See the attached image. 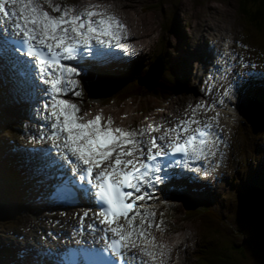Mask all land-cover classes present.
Returning <instances> with one entry per match:
<instances>
[{
  "label": "snow or ice",
  "instance_id": "1",
  "mask_svg": "<svg viewBox=\"0 0 264 264\" xmlns=\"http://www.w3.org/2000/svg\"><path fill=\"white\" fill-rule=\"evenodd\" d=\"M94 9L79 10L56 0H0V50L14 58V67L35 68V79L43 85L41 101L33 107L42 123L33 139L51 143L47 166L58 169L56 191L96 206L91 217L89 211L84 213L78 231L100 233L102 247L95 254L105 264H148L165 255L156 251L160 246L150 231L159 230L162 222L154 221L155 213L140 211L138 202L153 199L152 189L186 172L208 176V168L193 163L215 156L222 138L213 123L196 118V109L192 118L160 136L150 135L159 132L158 127L113 128L112 119L104 124L101 115L85 120L87 113L81 114L78 104L65 98L81 97L75 78L81 70L65 61H102L113 49L130 48L122 42L127 26L115 15ZM224 95L234 99L232 85ZM224 103L214 101L207 110ZM218 117L219 112L211 118L216 125ZM146 134L148 140L143 139ZM89 218L93 223L85 226Z\"/></svg>",
  "mask_w": 264,
  "mask_h": 264
},
{
  "label": "rangeland",
  "instance_id": "2",
  "mask_svg": "<svg viewBox=\"0 0 264 264\" xmlns=\"http://www.w3.org/2000/svg\"><path fill=\"white\" fill-rule=\"evenodd\" d=\"M240 3L242 5L241 0H138L136 3V11L139 12L140 14L146 13L148 17L145 16L146 20L145 19L144 20L146 24L150 23V25L148 26L149 29L145 28L147 37L148 38L151 37L149 38L150 42L147 43L146 41H144L145 44L147 43L149 45V54L145 52H141L142 57L140 58V60L136 59V61H133L132 65L129 66L130 71L137 70L136 73L130 79H126L124 77V73L118 71L117 73L112 74L113 80L114 81L122 80L124 82L125 81L130 82L133 79V77H135L136 75H139V72L142 70L144 66L147 67L149 65L151 66L153 65L152 68H154V66H157V68L153 70L155 73L160 74L161 77L158 80H156L155 79L156 75L154 73L152 74V71L149 69V73H150L149 75L152 74V76H150L148 79L141 80L140 83L142 85L140 88L145 89V87L147 85L150 86L154 80H156L154 81V83L158 85L160 81L162 80L161 84L168 83L169 85L167 86H170V87L172 86L171 88L169 87L167 89V92H169V94L171 93L169 101L167 103H171L178 96V94H180L181 90L179 88L184 83H183L182 70L180 68L178 61L175 59L176 57L173 58L172 62L168 63L167 62L168 60L166 59L167 54L172 53L174 56H177V52L174 51L173 48H176L175 50H177L178 52L183 47L184 49L185 48L187 49L186 37L187 38L191 37L190 34L191 32L195 33V31L193 30H195L196 27L203 26L202 29L205 28L208 30L206 33L208 35L209 30L211 28L217 27L221 25L225 20H227L229 26H233L237 30V32L241 31V25H242L241 18H244L245 15L244 16L241 15L240 17V11L244 12L242 8L238 9ZM176 9H178V11H176ZM135 17L136 16H134V18ZM202 17L203 19H205V23H201ZM175 18H178L179 20H181L180 27L182 28L181 31L185 32L184 34L178 33L180 32V30L176 29L175 27V24H174ZM145 22L143 21L144 24ZM262 23H264V18L262 20ZM139 24H140V21H139ZM140 30L144 31L143 27H140ZM256 30L260 31L262 30V28L261 29L256 28ZM218 31L219 29L217 30V33ZM259 36L264 38V34L259 33ZM156 43L159 44L160 48H162L163 44H165V48L160 50L164 54V57L161 56L159 57V60L151 61L150 59L152 57V53L155 50ZM260 50L264 52L263 48H261ZM157 55L158 53H155L154 57ZM157 62L158 64H156ZM168 67L170 68L169 71H167ZM162 71H163V74H162ZM197 72L200 73V71H197ZM166 73H168L169 76L166 75ZM165 75H166V78H165ZM188 78L189 77L186 76V80H188ZM3 83L4 82H0V90L5 87ZM196 87L197 86L195 87L193 86L194 89H197ZM96 88L98 90H101L102 84L98 82L96 84ZM190 91H193V90H190ZM141 94L142 93H140L141 98L139 97L138 102L126 100L121 103L119 102L121 100L119 101L116 100L113 94H107L105 97L106 100L104 99L102 102L103 108L105 107V110L106 109L107 110L103 112L106 115L107 111L108 112L113 111L115 113V117H114V114H112L113 115L112 121H114L116 117H119L121 120H123L124 115H119V114H122L123 111H126V110H129L130 112H132L133 115L135 116L137 115V117H140L138 119L143 120V115L146 109L144 108V106L142 108L136 107V106H139L138 103L142 101L143 99L144 101L149 103V105L156 106L159 102L158 100H155L152 98L153 95H150V94L141 95ZM107 100L115 101V102H111L108 104L106 103ZM185 102H186V99H185ZM185 102L182 107H185ZM167 105L168 104H166L165 106ZM0 106H3L4 108L6 107L5 109H7L11 113V116L13 117V119L9 120L10 123H16L15 121H18L17 120L18 112L15 110L18 106L8 105L5 101H1ZM169 106L170 105H168L167 107ZM133 108L138 109L139 114L138 112H134ZM5 109L0 107V113L4 111ZM116 111H118V114L116 113ZM157 115H158V112H157ZM21 118H23V116ZM0 120L2 121L4 120V118L0 117ZM231 122L235 123L233 120ZM18 123L20 127H22L24 124L21 119ZM122 123L124 124V122ZM247 123H250V121ZM1 126L2 127H0V129H3L5 127V124H1ZM27 126L28 128L30 127L28 124L27 125L25 124V127ZM114 126L118 127V124H115ZM0 136H1L0 156L3 152L1 145H5V151H7L8 153L10 150L14 149V144L15 145L21 144L17 140V138H15L13 135L11 134L6 135L5 131H3V133L0 132ZM3 139H5V141ZM10 141H13L14 144H10L11 143ZM240 143L242 145L241 141ZM263 144L264 142L260 143L259 146H256V145L254 146L256 147V154L254 156L250 153L245 152L246 155H251L253 157L252 164L249 165L248 170L252 174H255L257 177L261 176V178L264 177V175H261L262 173L264 174V150L261 149V146ZM24 147L25 146H23L22 148ZM246 147L247 146L245 145L244 147L240 149H245ZM7 153L4 154L3 163L0 164V173L2 172L1 168L3 169V167L6 169L7 172L13 170L12 166L10 165L12 164L14 159L11 158L9 155H7ZM241 163H242L241 161L238 162V166H240ZM241 169H242L241 174H239L236 170H233V169L229 170V175L234 176L235 180L229 183H224L223 185L224 188H222V186L219 188L221 192L225 191V189L226 191H229L230 189L232 191L233 189H235L236 186H237L236 188H240L241 184H240L239 178L242 177V175H244L246 172L243 166H241ZM14 170H17V168H15ZM14 170H13V173H15ZM262 183L264 184V179L262 180ZM219 190H217L216 192L215 201L218 204H222V202L220 201V198L223 196L218 197L220 196ZM242 196L244 197V195L241 194L240 192V199ZM217 197L219 199H217ZM237 199H238V196H237ZM261 200L262 199L259 193L256 192L255 195L250 194L248 197L249 204H247L243 200V206L241 208L242 214L233 213L231 217L225 218L224 221L219 220L223 230L219 229L217 231V233L219 234L217 235L214 233L215 229L212 228V226L209 225L207 221H202L200 219L199 220L192 219L191 221H186L181 224L180 218L178 217V219H176L175 221V226L179 225L181 227L182 225L186 224L190 226L191 229L193 230L189 234V239H190L189 244L191 247L189 248L191 249L193 253V257H192L193 264H199L194 259V253L196 252L198 246H203V245H204L203 260H200L201 264H224V263L225 264H255V263L261 264L260 262L261 260L258 261L257 254H256L257 251H259L260 249H262V247H264V201H261ZM25 213L26 212H22V216ZM219 215L222 218L226 217L225 214L222 212H219ZM202 228H203L205 240L201 239L200 233H201ZM48 231L50 230H47L45 233L47 234ZM5 232H6V240L8 243V247H10L11 251L13 252L12 256H11V253H9V255L11 256L10 260H14L16 264H26L27 263L26 259L24 260L19 259V254H18L19 252L21 253L22 251L26 249V241L21 238H18L16 240V238L13 237L14 235L9 236L10 230H5ZM186 233L188 232L183 231V234H186ZM0 236H1V233H0ZM210 240L211 242H209ZM212 241H213V245L215 246L219 242L218 245H220L219 247L220 249L217 252L213 251L215 247L212 246ZM206 243L209 245L208 246L205 245ZM28 247L31 250H33L31 240L28 243ZM262 250H264V248ZM3 254L4 253L2 252L0 256H2Z\"/></svg>",
  "mask_w": 264,
  "mask_h": 264
},
{
  "label": "bare ground",
  "instance_id": "3",
  "mask_svg": "<svg viewBox=\"0 0 264 264\" xmlns=\"http://www.w3.org/2000/svg\"><path fill=\"white\" fill-rule=\"evenodd\" d=\"M98 1H99V3H98L99 6L101 8H103V9H106L104 11L108 12V14L115 15L116 17L119 18L120 21L123 22L124 25L127 26L126 39L129 40L128 44L130 45V50H131L132 56L134 57V61H136V59L140 60V58L142 57L141 52H145V53L149 54V45L147 43L150 42L149 38H151V37H149V38L147 37V35H146L147 33L145 32V28L149 29L148 26L150 25V23L146 24V22H145L146 17H148L146 15V13H141L140 14L139 12L136 11V3H137L138 0H98ZM178 9H176V11H178ZM134 16H136V17L134 18ZM141 18L145 22L146 26L143 23V21L141 20ZM139 21H140V24H139ZM180 21L181 20H179L178 18H175V23L174 24H175L176 29L180 30V32H178V33L184 34L185 32L181 31L182 28L180 27ZM201 23H205V19H203V17H202ZM138 24H139V26H138ZM140 27H143L144 31L140 30ZM202 27H196V29L193 30V31H195V33L191 32V34L189 33L191 35V37H189V38L186 37V43H187V49L188 50L186 48L184 49V47H183L178 52L177 50H175L176 48H173L174 51L177 52V56H174L172 53H168L167 57H166V59L168 60L167 61L168 63L172 62L173 58L176 57L175 59L178 61L179 65H180V68L182 70V76H183V83L184 84L181 85V83H180V85L182 87V88L181 87L179 88L181 90L180 94H178V96L171 103H167L168 101L167 102L158 101L159 103L156 106H153V105H149V103H147L146 101H144L142 99V101H140L138 103L139 106H136V107L142 108L144 106V108L147 110V111L145 110V112H147V113L150 112L149 115H151V116H155V113L158 112V109H161L162 107L165 108L166 110L169 109V110H172L173 112L180 113L181 111H184L186 109L185 107L183 108L182 106H183V104L185 102V99H186V102H187V100H188V98L190 96V93H192V92L200 93L199 91H197V89L199 88L198 87V81L200 82V84H204L203 81L201 80V78H203L205 76V71H204V67L201 66V65H198V69L195 70L194 69L195 66H196L195 64H197V63H195L193 60L196 58V55H197L198 51L205 52V53L207 52L208 53L207 62L210 63V59L212 57H211V50L208 47L209 46L212 47L211 44L213 43V41H212L213 40V36L216 35V34L219 35V33H217L218 29H219L218 32H220L221 30H226L230 26L227 25L226 21H224L221 25L211 28L209 30L208 35L206 34L208 30L205 29V28L202 29ZM184 31H185V29H184ZM141 35H143V36H141ZM226 39H227V37H225L224 35L221 36V38L219 39L220 47H223L224 42L226 41ZM144 41H146L147 43L145 44ZM4 61H7V58H6V55L4 53H2L1 60H0L1 65H3ZM117 61H119V60H117ZM203 61H205V59ZM120 62H121V60H120ZM158 62L156 64H158ZM132 63L127 65V64H125V62H122L120 65L115 66V70L113 71V73H117L118 71H120V72L124 73V77L126 79H130L137 71V70L130 71L129 66H131ZM184 66H185V68H184ZM0 68H2L4 70L9 69V68L3 67V66H0ZM155 68H157V66H154L153 69H155ZM169 70H170V68L168 67L167 71H169ZM197 71H200V73H198ZM9 72H10V70H9ZM146 73L150 74L149 73V69H146ZM162 74H163V71H162ZM2 75H4V74L2 73ZM166 75H168V73H166ZM166 75H165V78H166ZM99 76H102V75H99ZM186 76L189 77L188 80H186ZM28 77H27V75L22 74L21 76H18V80L20 82L24 81V83H26V85H28V87H32L31 84L33 85V83H31V78L29 80ZM160 77H161L160 74H158L155 77V79L158 80ZM156 80H154V81H156ZM196 80H198V81H196ZM0 81L4 82L1 77H0ZM14 81H16V80H14ZM120 81H122V80H120ZM154 81L151 84V86H153V87H149V85H147V87L151 88V91L155 90L154 87L156 86V84L154 83ZM7 82L10 85H8V87L6 89H9L11 87V85H13V82L10 83L11 80L10 79H6V81L4 83H7ZM122 82L124 83V81H122ZM91 83H93V81H91ZM193 86L194 87L197 86L196 87L197 89H194ZM112 87L113 86L111 85L110 88H112ZM190 90H193V91H190ZM259 91H261V89H259ZM167 93H168L167 95L170 97L171 93L170 94H169V92H167ZM263 95H264V91H263ZM263 95H262V97H263ZM20 97L23 98V95H22L21 92H20ZM35 98L38 99L39 95L37 94L35 96ZM119 100H121V99H119ZM111 102H115V101L107 100L106 103L109 104ZM119 102L121 103L122 100L119 101ZM166 103L168 105H170L169 107H171V108L167 107L168 105L165 106ZM105 105H107V104H105ZM15 106H18L15 109L18 112V115H17V120L18 121H15L16 123H10L9 120L13 119V117L11 116V113L7 109H5L6 107L4 108L3 106H0L1 108L5 109L4 111H2L0 113V117L4 118V120H2V121L0 120V122H1L0 123V127H2L1 124H5V127L3 129H0V132L3 133V131H5L6 135L7 134L13 135L15 138H17L18 141L20 139L19 142L21 144H23L24 142H27V143H24V146H25V144H29L30 140L27 139V141H24L23 134H22V132H19V131L22 128L28 129V126L25 127V124L26 125L28 124L30 127H33V124L30 123L29 121H26L28 119V112L20 105H15ZM174 106H176V107H174ZM193 109H196L195 113L203 112L202 109L188 108L187 110H185L184 113H186L188 116L192 115L193 114ZM102 110L106 111L107 109L105 110V107H104V108H102ZM133 110H134V112H138L139 111L136 108H133ZM262 111L264 112V110H262ZM163 112H164L163 114H165V115L166 114H171V113H167L165 110H163ZM116 113L118 114V111H116ZM112 114H115V113L113 111H110V112L107 111V113L105 115L106 120ZM215 114H216V111H215ZM229 114L230 113H227V115L225 116L226 123H224V124H225V130H226L227 137H228V139H232L233 143H231L230 152L228 153L227 159L226 158H224V159L225 160H228L230 158L234 159V156H233V152L234 151H235L236 154H239V155L242 153V155L244 156V160H241V162L245 161L244 165H242V166H243V168H245V170H248L249 169V165L252 164L253 157L251 155H246L245 154L246 149H240V148L244 147L245 145L248 146L249 144L253 146V142L254 141H258L256 146H259L260 143H261V139H264V132L263 131H258L257 134H256V138L257 139H250L249 142L244 144V145H243V143L245 141H241L242 142V145H241L240 140H238V139H244V138L240 137L238 126H237L236 123H232L231 122L232 120H231V117H230ZM119 115H124L128 120L132 119V121L133 120L135 121V126H130L131 129L138 128L136 126V122L141 124V127L145 126L147 129L149 128V126H157V122L155 120H150L149 122H147V121L145 122L144 121V116H143V120H140V119H138L140 117H137V115L136 116L133 115L132 112H130L129 110L123 111V113L119 114ZM22 116H23V118H21ZM117 118L118 119H116V121H115L116 123L115 124H118V127H119L120 124H123L122 123L123 121L119 117H117ZM20 119L24 123L22 127H20L19 123H18L20 121ZM127 124H129V123L126 122L125 125H127ZM125 125H123L124 129H126ZM113 128H115V127H113ZM32 135L34 136L35 133H32ZM18 136H21L22 139L19 138ZM3 140L5 141V139H3ZM31 143H32L31 146H32V149L34 150V152L37 155H39L40 157H43L42 156V152L39 149L36 148V146H35V144H33V142H31ZM261 147L263 148L262 150H264V144ZM1 148L3 149V152H2V154L0 156V164L3 163L4 154L7 153V151H5V145H1ZM26 151H27V149L24 147V148L21 149V152H19V153L14 151V149L10 150L7 153V155H9L14 160H17L19 162L21 161L19 163L18 167L23 172L26 170V166L24 165L25 162L22 159L27 157ZM237 151H240L241 153H238ZM19 156L20 157L22 156L21 159L19 158ZM28 157L32 158L33 156L30 155ZM229 162L230 161L228 160V163ZM28 163H31V162L28 160ZM221 172H222V175H223V178H222L221 182L219 183V180L221 178L215 179L213 181V184L216 185V186L213 187L215 190L209 188L207 190L208 192L206 191L209 194L210 197L214 196L213 198H215L217 190H219V188L221 186H222V188H224L223 185H224V183H226V181H228V183H229V182L235 180L234 176L229 175V171L224 169V170H221ZM226 172H228V173L226 174ZM6 173L10 174V177L12 178V182H14L15 184H18L21 181V179L19 177L16 178L14 176L15 173H13L11 171H8V172L6 171ZM257 173H258V171H257ZM44 179H47V181H48L47 183L50 186V188H52V189H54L56 187V185H58L57 177H56V175H53L52 172L47 174L44 178H40V181L43 182V181H45ZM239 181H241V178H239ZM4 182H5L4 179H0V184H3ZM194 188L198 189V187L196 185L194 186ZM53 191L55 193L56 189L53 190ZM223 194H225V191H223V192L220 191V194H219L220 196H218V197L223 196ZM218 197H217V199H219ZM60 201L61 200H60L59 196L58 195L55 196L53 198V202H49V200L47 201L46 209L47 210H51V209H49V206H50L49 204L50 203H54L53 205L56 207L60 203ZM19 202H20V200H19L18 196L14 192H13L12 198L8 199L7 196L3 192V187L0 186V233H1V236H0V238H1L0 239V249H2V250H0V254L2 252L4 253L2 256H0V263L1 264H12V263L16 264L14 260H10L11 256L13 255V252L11 251V248L8 247L5 230H10L9 236L10 235H14L13 237H15L16 240L18 238H21V239H24L26 241V249L24 251H22L21 253L20 252L18 253L19 254V259H21V260L27 259V262L30 259V264H36L35 262H39V258H35V257L37 255H39V252L33 246L38 243L37 249L38 250H40V249L43 250V247H41L40 244H39L40 241H38L39 240V237H38L39 231L37 230V226H35V223L31 227H26V228H17V227H15L14 229H9L8 222H10L11 220H13L15 222L17 220V218L18 219H26L27 222H22V226L25 227L27 224L30 226L31 224H30L29 220H32L31 219V214H34V215H36L37 218H42L44 220V222L47 221V220L50 221V222L47 223L50 227L48 226V227L44 228V223H42V227H43L42 228V233H44V234H46L45 232L47 230H50V231H48L47 234H49V232H51V231H53L55 234H63L62 232H64V234H66L69 231L68 230V228L70 227L69 223L67 225H65L63 223L64 221H61L58 224L60 226L56 227L55 223H51L52 220L50 218H52L53 216L48 215L47 213H43V212H40V211H37V210H33L31 208L25 207L24 204H20ZM82 203H84V202H82ZM33 206H34V208H40V206L35 204V203L33 204ZM162 210L163 209H161V211ZM22 212H26V213L22 216ZM51 212H53V211H51ZM176 219H178V217L171 218L168 221L169 222L172 221L175 224ZM169 227L174 232H176L175 235L171 234V235L163 236L162 233H159V234L153 233L152 234L153 236H155L156 244L160 246V247H158L156 249V251L159 252V251L162 250L165 253V255L163 256L164 264H193V260H192L193 253H192V251L190 249L191 247H190V244H189V241H190L189 234L193 230L191 229L190 226H188L186 224L182 225L181 227L179 225H176L174 227H171V226H169ZM150 231H154V230L151 229ZM183 231L184 232L186 231L188 233L183 234ZM12 240H14V239H12ZM30 240L32 242L33 250H31L28 247V243L30 242ZM69 242L67 240H65V239L63 240V242H61V239L58 240V245L59 246L57 247V250H55L56 251L55 252V257L54 258L50 257L49 264H58V263L61 264L60 259L65 255V253L67 252L68 248L71 246V243H69ZM9 253H11V256L9 255ZM74 254H76V253H74ZM161 258L162 257H159L158 259L161 260Z\"/></svg>",
  "mask_w": 264,
  "mask_h": 264
},
{
  "label": "trees",
  "instance_id": "4",
  "mask_svg": "<svg viewBox=\"0 0 264 264\" xmlns=\"http://www.w3.org/2000/svg\"><path fill=\"white\" fill-rule=\"evenodd\" d=\"M241 2H242V5L240 3V8H242L244 11V12L241 11V15L242 16L245 15V18H247L255 28H260V29L263 28L264 23H262V20L264 18V0H241ZM247 7H248V9H247ZM242 13H244V14H242ZM161 81L157 86H160L161 91H163L164 94L167 95L168 94L167 89L170 86H167V85H169L168 83L167 84H161ZM149 87H153V86H149ZM149 87L146 86L145 89L140 88V93H142L141 95H145V94L152 95L154 93V90L151 91V88H149ZM263 248L264 247H262V249ZM262 249L257 251L256 254H257L258 261L261 260L260 261L261 264H264V250H262Z\"/></svg>",
  "mask_w": 264,
  "mask_h": 264
}]
</instances>
